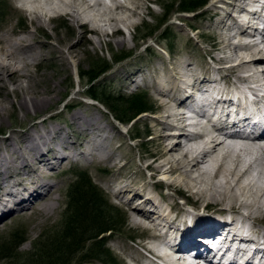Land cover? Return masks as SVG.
Here are the masks:
<instances>
[{"label":"bare ground","instance_id":"1","mask_svg":"<svg viewBox=\"0 0 264 264\" xmlns=\"http://www.w3.org/2000/svg\"><path fill=\"white\" fill-rule=\"evenodd\" d=\"M15 1L25 16L19 19L21 27L0 35V123L10 108L25 118L59 102L51 96L58 93L55 83L38 81L30 66L51 58L79 68L77 47L93 45L87 34L97 36L100 43L108 36L103 27L118 34L119 24L130 26L141 5L155 0H125V4L111 0L112 7H104V0ZM198 2L208 5L194 17L210 20V51L218 66L198 75L183 60L172 75L158 77L152 69L150 80L142 81L153 82L160 97L156 108L164 119L153 120L148 128L157 150L144 171L156 180L159 197L163 190L172 195L156 199L145 193L146 183L136 189L131 177L123 179L127 163H117L114 149L109 150L116 127L102 121L98 112L83 117L73 109L63 127L52 123L53 114L0 137V222L12 214L24 215L34 203L52 217L59 201L53 197L57 185L46 180L56 166L107 162L101 170L112 177L118 172L114 180L125 181L119 191L112 189L113 195L120 200L126 196L122 203L130 207L129 221L142 230L145 240L140 246L149 258L123 252L122 264H264V31L254 26L264 23L259 11L264 0ZM147 13L154 15L151 10ZM51 23L52 35L45 30ZM60 25L69 28L67 34L61 35ZM189 27L203 35L200 26ZM139 72L128 73L125 79L132 81ZM70 102L66 107L79 105L75 99ZM201 118L213 124L187 134L185 127H198ZM243 155L249 157L247 163ZM176 195L183 197L180 202Z\"/></svg>","mask_w":264,"mask_h":264},{"label":"rangeland","instance_id":"2","mask_svg":"<svg viewBox=\"0 0 264 264\" xmlns=\"http://www.w3.org/2000/svg\"><path fill=\"white\" fill-rule=\"evenodd\" d=\"M118 1L125 4V0ZM196 1L199 3V0ZM180 2L181 0H155L141 5L138 14L129 20L130 26L118 25L120 29L118 34L114 33L113 28L103 27L108 36L101 38L100 43H97V36L87 34V39H90L93 45L84 43L77 47L81 60L79 68H76L73 64L67 66L59 64L58 60L54 61L51 58L42 61L39 65L30 66V73L36 74L35 77L38 81L41 80L44 83L48 80L50 85L55 83L58 93L52 92L51 96L52 99H59V102L54 107L38 111V114L30 112L25 118L21 112L10 108L7 111L8 114L3 115V120L0 123V137L9 135L12 130H25L28 125L39 122L42 118L53 114L56 117L52 123L58 122L63 127L62 123L69 121L68 115L73 109L78 110L83 117L88 115L89 111L90 113L98 112L103 116L102 121H107L110 125L116 127L117 132L114 131L112 134V146L109 147V150L114 149L117 163H127V170L123 174V179L124 177H131L133 186L136 189H141L142 185L146 183L145 193L156 199L172 195V192L169 193L167 190H163L160 193L161 197H159V190L154 185L156 180L149 178L150 174L144 171L147 164L154 160L152 153L157 150L156 142H153V134L148 128L155 124L153 120H163L164 122V119L161 118V114L156 108L160 97L154 90L153 82L144 85L142 81L150 80L149 76H152V69L155 70V75L158 77L172 75L176 64L183 60L189 61L198 75L204 73V68L209 67L213 70L218 66L212 61L214 54L210 51L213 42L208 36L210 20L208 16L203 18L194 17L208 7L207 3L204 2V8L198 9L194 12L195 14H180L178 13ZM103 3L104 7H112L111 0L109 2L104 0ZM19 6L20 4L15 0H0V35L10 31L11 27L22 26L20 21L21 17L24 20L25 14L20 11ZM147 10L153 11L154 15L148 14ZM216 19L218 18L214 20ZM66 22L70 23L68 19ZM54 25L51 23L48 27H45L47 33L54 34L51 29V26ZM189 26H200L198 30L203 35L199 36L193 33ZM68 29L64 25L59 26L61 35L67 34ZM35 33V36L40 37L42 35L39 32ZM143 35H147V39L146 37L145 40L141 39ZM73 40V43H75L78 39L74 38ZM119 40H123L125 43L117 45L115 41ZM122 56L124 58L119 59ZM106 64L108 70L93 81L95 87L101 90L105 89L116 96L130 97L138 95L149 110V112L136 117L130 124L119 122L106 106L90 96H85L84 87L89 84V78L84 75L80 79L78 77L79 73L86 74L87 71L91 69L98 70ZM97 65L101 66L95 68ZM137 70H140V72L132 81L125 79L128 73ZM220 83L221 86L224 85V82L221 81ZM0 96H3V94L1 93ZM13 98L11 96L10 99ZM72 99H75L79 105L66 107ZM90 101L92 105H88ZM191 128L195 129V127ZM64 130L72 133L70 128L64 127ZM144 156H146V159L143 158ZM243 157L245 158L244 161L250 160L247 155H243ZM75 164L78 166L71 163L56 166L51 170V177L46 180L47 183L57 185L53 197L57 196L59 201L56 203L57 208L52 217H46L42 211H39L40 208H37V203H34L31 206L32 208L30 207V210L28 209L24 215L12 214L0 222V247L3 244L8 245L9 248L6 247L7 249L2 251L5 253L0 254V264H9L12 261V264H23L25 262L34 264L37 262L35 260H38V264L55 263V260L60 256L41 255L40 248L49 251L55 245H62L64 242L61 237L64 236L71 213L69 210L71 194H76L77 191L82 193L84 197L89 196L91 193L97 194L102 214L109 221L108 223L115 228L110 234L108 233L103 237L105 240L102 245L106 259L110 256L114 261L113 264H122L120 257H122L123 252L145 256L140 246V242L145 240V237L141 234L142 230L134 227L129 221L130 207L122 203L127 199L126 196L120 200L121 197L118 199L113 195L115 190L119 191L125 183V181L114 180L119 173L117 172L115 177H112V175L103 172L101 168L108 165L107 162H95L92 164L93 166L80 162ZM108 185L113 187L108 189ZM112 189L115 190L112 191ZM180 197L183 198L176 195V202L180 200ZM136 200L133 203L131 202L130 205L135 206ZM118 204H121V206H114ZM179 218L181 219L180 216ZM158 249L160 250L159 245ZM5 256H12V258L8 261ZM85 258L84 252L78 251L77 248L66 260H68L67 264H82ZM145 259L149 260L146 256Z\"/></svg>","mask_w":264,"mask_h":264},{"label":"trees","instance_id":"3","mask_svg":"<svg viewBox=\"0 0 264 264\" xmlns=\"http://www.w3.org/2000/svg\"><path fill=\"white\" fill-rule=\"evenodd\" d=\"M204 5L205 3H197L196 0H181L178 13L194 14L198 9L204 8ZM147 35H143L141 39L145 40L144 38ZM122 58L124 57L122 56L119 59ZM104 65L98 70L91 69L87 71L86 74L79 73L78 77L80 79H82L84 75H87L89 78V84L84 87L87 96H90L92 99L106 106L115 118L122 123L130 124L136 117L149 112L138 95L130 97L122 95L116 96L107 92L105 89L101 90L95 87L93 81L97 80L101 74L108 70L107 64L106 66ZM98 66L101 65H97L95 68H99ZM71 195L72 198L69 204L71 213L67 221L64 236L61 237V240L64 242L62 245H55V247H52L49 251H45L41 247L40 254L44 256H60L53 264H67L68 260L66 259L68 256L74 253L75 249L78 248V251L84 252V256H86L82 264H113L114 261L110 256L106 259L102 242L105 240L103 237L108 233L110 234L115 228L108 223L109 221L102 214L101 205L96 196L97 194L91 193L89 196L84 197L82 193L77 191L76 194ZM1 245L0 254L2 255L5 253L2 251L6 250L8 245ZM5 258L9 261L12 256H5ZM35 261L38 262V260ZM37 262L34 264H38ZM12 263L13 261L9 264ZM29 263L30 262H25L23 264Z\"/></svg>","mask_w":264,"mask_h":264}]
</instances>
